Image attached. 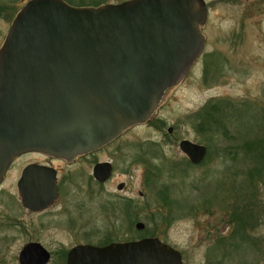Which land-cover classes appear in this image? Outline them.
Segmentation results:
<instances>
[{
	"label": "rangeland",
	"instance_id": "374dc122",
	"mask_svg": "<svg viewBox=\"0 0 264 264\" xmlns=\"http://www.w3.org/2000/svg\"><path fill=\"white\" fill-rule=\"evenodd\" d=\"M204 1L201 57L150 121L95 157L62 166L69 184L57 206L23 209L17 182L35 159L15 163L0 186V264H20L29 243L52 253L50 264H66L78 245L145 238L178 250L184 264H264V3ZM208 105L215 108L202 118ZM184 139L206 147L201 164L179 150ZM97 161L114 167L106 185L90 175Z\"/></svg>",
	"mask_w": 264,
	"mask_h": 264
},
{
	"label": "water",
	"instance_id": "95a60500",
	"mask_svg": "<svg viewBox=\"0 0 264 264\" xmlns=\"http://www.w3.org/2000/svg\"><path fill=\"white\" fill-rule=\"evenodd\" d=\"M206 14L204 0H130L98 8L28 2L0 53V185L23 154L74 160L150 121L201 56ZM180 150L193 164L207 155L205 146L185 139ZM112 172L103 163L93 175L105 183ZM56 176L51 168L26 167L17 185L22 207L39 212L54 204ZM50 257L41 244L30 243L18 261L48 264ZM182 262L170 245L145 238L80 245L69 252L67 264Z\"/></svg>",
	"mask_w": 264,
	"mask_h": 264
},
{
	"label": "flooded vegetation",
	"instance_id": "af4514ba",
	"mask_svg": "<svg viewBox=\"0 0 264 264\" xmlns=\"http://www.w3.org/2000/svg\"><path fill=\"white\" fill-rule=\"evenodd\" d=\"M28 2H30V0H0V53L4 48V45L6 43V40L8 38V34L11 31V28L14 24V22L16 21V19L19 17V15L22 13V11L25 9V7L28 5ZM249 3L255 2V3H264V1H257V0H248ZM206 8L208 11V5L206 3ZM117 141V140H116ZM115 142V141H114ZM113 143V142H112ZM111 143V144H112ZM110 144V145H111ZM109 146V145H108ZM105 146L101 149H98L94 152L88 153V154H84L82 156H79L77 158H75L74 160H65V159H60V158H55V157H50L41 153H27V154H23L19 157H17L13 163L11 164V167L8 168L7 174L10 172V170L12 169V167L15 165V163L20 160L23 159L24 157H34V161L28 163L25 167H23V170L21 172V176L20 179L22 177V174L24 172V170L26 169V167L30 166V165H37V166H41V167H47V168H51L54 169L56 171V177H57V187H58V198L56 199V201L54 202V204H52L50 207H47L46 209L39 211V212H32L30 210L25 209L26 211L33 213L34 214H44L45 212H47L48 210L54 208L55 206H57L59 204V202L62 200L63 197V191H64V187L65 185L69 184L68 179H65L64 172H63V167L65 166L66 168L68 167H72L75 165H78L80 162H82L84 159H88L91 158L92 156L95 157L97 155V153H100L101 151L103 152L105 150L106 147ZM103 163H109V162H104V161H97L95 163H93V168H92V173L90 174L93 182L95 181L97 184L99 185H106V183H108L110 180H108L105 183H100L98 180L95 179L94 177V169L96 168L97 165L99 164H103ZM57 166H56V165ZM113 172H114V167H113ZM7 176V175H6ZM19 179V180H20ZM111 179V178H110ZM18 180V182H19ZM17 182V185H18ZM24 209V207H23ZM132 242V241H129ZM70 251H68L65 256H66V264L68 261V254ZM50 260L48 262V264H50V262L52 261V253Z\"/></svg>",
	"mask_w": 264,
	"mask_h": 264
},
{
	"label": "trees",
	"instance_id": "16d2710c",
	"mask_svg": "<svg viewBox=\"0 0 264 264\" xmlns=\"http://www.w3.org/2000/svg\"><path fill=\"white\" fill-rule=\"evenodd\" d=\"M64 1H66L70 5L75 6V7H78V8H84V7H100V6L103 5V3H101V4H98V3L97 4H86V3H84L85 2L84 0H64ZM119 3H121V2H119ZM214 108H215V106H211V105H208L205 108H203V110L201 112L202 113L201 114V117L204 118V116L206 114H208ZM107 244H109V243H107ZM107 244H102V245H107Z\"/></svg>",
	"mask_w": 264,
	"mask_h": 264
}]
</instances>
